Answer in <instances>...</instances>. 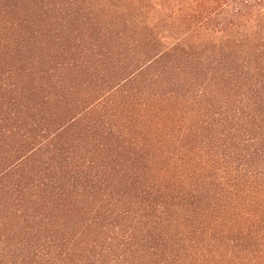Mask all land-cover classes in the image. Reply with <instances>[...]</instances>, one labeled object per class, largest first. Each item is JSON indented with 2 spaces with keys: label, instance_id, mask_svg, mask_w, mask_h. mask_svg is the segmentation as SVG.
Wrapping results in <instances>:
<instances>
[{
  "label": "rangeland",
  "instance_id": "obj_1",
  "mask_svg": "<svg viewBox=\"0 0 264 264\" xmlns=\"http://www.w3.org/2000/svg\"><path fill=\"white\" fill-rule=\"evenodd\" d=\"M163 2L0 0V263L6 261L8 247L44 243L61 228V247L42 263L89 264L91 254L110 245L114 230H131V216L125 222L116 216L125 210L138 215L144 199L133 198L138 195L132 176L136 170L128 164L133 158L128 143L117 147L126 131L149 140L142 145L154 144L160 154L154 157L164 162L160 167L182 163L183 172L172 166L175 181L190 163L199 167L202 150L226 135L225 127L218 125L223 104L209 110V102L193 84L205 81L206 75L193 80L197 74L190 67L183 69L189 63L180 54L161 57L168 46L153 26L158 19L167 26L166 15L159 11ZM168 113L171 118L164 122ZM164 123L171 137L162 134ZM107 128L115 129V135L106 133ZM245 137L242 146L250 141V135ZM251 137H260V132ZM249 159L243 163L253 169L255 163L264 171V158ZM103 174L107 181L103 189L96 188ZM142 174L149 175L146 170ZM85 177L92 181L85 182ZM114 177L120 185L109 188ZM48 181L68 182L73 188L60 195L53 184L42 185ZM256 202L251 209L264 208L263 201ZM213 206L190 207L189 221H208L233 209ZM181 207L187 209L183 203ZM189 221L177 222L175 242L181 251L197 236ZM219 222L223 228L228 224ZM251 229L264 232V224ZM201 239L199 231L196 240ZM246 246L242 242L234 254L243 257ZM131 253L140 264L159 261L150 263L135 249ZM116 257L108 260L116 263ZM33 258L39 256H32L30 264H36ZM205 258L203 264H221L219 257Z\"/></svg>",
  "mask_w": 264,
  "mask_h": 264
},
{
  "label": "trees",
  "instance_id": "obj_2",
  "mask_svg": "<svg viewBox=\"0 0 264 264\" xmlns=\"http://www.w3.org/2000/svg\"><path fill=\"white\" fill-rule=\"evenodd\" d=\"M159 11L166 15L165 20L168 21L167 26H163L158 19L153 26L158 37L165 39L168 46L161 57L171 53L180 54L189 63L183 69L190 67L191 73L197 74L193 80H198L201 77L199 74L206 75L205 81L193 84L197 87V93L209 102V110L218 103L223 104L225 110L218 125L225 127L226 132H223L226 135L222 140L214 139L217 144L214 147L207 145L202 150L199 167H193L190 163L187 172L178 174L182 179L175 181L176 173L172 166L176 162H165L169 166L160 167V163L164 162L154 157L160 154H157L153 143L142 145V141L149 140L144 137L140 139L139 134L133 135L130 131H126L121 139L120 134H117L120 139L117 147L124 148L125 143H128L127 151L133 155L128 161L132 165L131 169L136 170L132 176L138 195L133 198H142L144 201L138 208V215L126 210L118 213L116 218L122 222L131 216V230L122 232L116 229L111 232L110 245L103 246L96 255L91 254L88 263L140 264L142 262H135L131 253L135 249L143 252L142 257L149 259L150 263L159 259L155 264H203L206 255L214 261L217 257L221 258V264L226 261L229 264H264V232L260 229L253 232L251 229L264 224H260V221L264 222V208H250L255 201L264 203V171H259L255 163L252 165L255 169L247 162L243 163L249 158H264V143L261 141H264V136L261 137L264 135V0H164L159 4ZM169 118L171 113H168L164 122ZM163 125L162 134L166 132L170 136L166 131L169 125ZM149 126L154 129L150 123ZM105 131L111 136L115 135L113 128ZM257 132H260V137H251ZM247 135H250V141L242 146L241 143L246 139L243 136ZM148 147H151V151ZM145 149L149 153L144 155ZM181 164H175V168L183 172ZM111 169L117 171L116 168ZM143 170L149 175H143ZM121 171L124 172V169ZM207 171L210 174L207 175ZM105 175L96 179V188L103 189L107 181ZM89 181L92 179L85 177V182ZM50 184L60 195L69 194L73 188L68 182L61 185L59 181H48L42 185L48 187ZM119 185L120 182L117 185L114 177L108 187ZM219 199L225 204L221 205ZM182 203L187 209L181 207ZM205 203L210 207L217 205L219 208L225 206L233 209L222 210L221 215L208 221L196 223L197 218L194 217L191 220L195 222H190L189 208ZM207 212L213 214L209 209ZM179 219L184 223L188 220L187 226L196 229L197 235L192 239V244H185L183 251L175 242ZM220 220L228 224H224L223 228ZM120 226L126 227L123 223ZM199 231L203 232L204 239L197 241ZM58 233H62L61 228L54 231L57 237L45 238L44 243L31 241L21 243L19 248L8 247L4 251L7 259L0 264H30L32 256H39L38 260H33L36 264H43L48 260L46 257H51L61 247L59 241L64 233L61 237H58ZM213 236L218 237V243H212ZM236 241H239L240 246L242 242L248 245V253H244L243 257L234 254L240 248L239 244H235ZM69 250H74L73 245L69 246ZM113 255L117 256L116 263L108 260Z\"/></svg>",
  "mask_w": 264,
  "mask_h": 264
}]
</instances>
